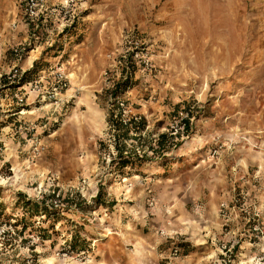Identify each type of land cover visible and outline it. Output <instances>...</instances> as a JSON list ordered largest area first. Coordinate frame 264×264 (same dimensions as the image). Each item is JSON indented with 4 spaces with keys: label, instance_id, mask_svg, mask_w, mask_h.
Instances as JSON below:
<instances>
[{
    "label": "rangeland",
    "instance_id": "374dc122",
    "mask_svg": "<svg viewBox=\"0 0 264 264\" xmlns=\"http://www.w3.org/2000/svg\"><path fill=\"white\" fill-rule=\"evenodd\" d=\"M43 3L31 21L21 0H0V264H264V0ZM127 52L135 71L116 101L125 117L142 116L151 138L192 119L165 166L123 178L110 163L105 92ZM57 68L66 87L34 99L25 84L43 77L50 92ZM18 193L85 204L42 244L10 226ZM75 226L87 251L69 255Z\"/></svg>",
    "mask_w": 264,
    "mask_h": 264
},
{
    "label": "trees",
    "instance_id": "16d2710c",
    "mask_svg": "<svg viewBox=\"0 0 264 264\" xmlns=\"http://www.w3.org/2000/svg\"><path fill=\"white\" fill-rule=\"evenodd\" d=\"M119 64L121 65V77L114 82L110 90L105 92L106 97L112 102L107 110L106 123L107 133L113 148V152L109 154L110 163L115 166L112 170L124 178L131 173L141 175L140 167L149 163L163 162L165 166L172 150L180 146L181 142H177L176 139L182 134L183 136L189 135L192 116L186 114L185 118H180L182 130L161 133L156 138H151L146 131V120L142 116L125 117L124 104H116L117 98L131 87L135 71L133 54L127 52L126 55L121 56ZM179 109L180 105H176L174 116L177 119ZM100 144L103 145L102 142ZM95 199L99 204L101 201L100 192ZM84 204L80 194L70 198L52 193L43 194L39 199H28L22 193H18L15 208L19 209L20 216H16L14 222H10V226L17 238L22 239L25 236L36 235L40 243L43 244L46 241H51V237L55 234V223L62 219L61 216L65 212L71 209H80ZM36 218H41L39 222L48 224V227L37 228L34 224ZM51 244L53 245L54 241ZM64 245L63 249L69 255H79L87 251V242L81 236V228L75 226L74 230L69 233V239H66Z\"/></svg>",
    "mask_w": 264,
    "mask_h": 264
},
{
    "label": "built area",
    "instance_id": "2783aa9c",
    "mask_svg": "<svg viewBox=\"0 0 264 264\" xmlns=\"http://www.w3.org/2000/svg\"><path fill=\"white\" fill-rule=\"evenodd\" d=\"M24 3V13L25 16L31 20L36 21L43 15H45V8L43 0H21ZM22 70L14 69L11 73L7 75L8 80L11 82L18 83L20 81V78L23 75ZM65 76L63 75V72L60 68H57L54 72V81L56 86H54L50 92H45V86L43 85V77L33 80L30 83H26V86H29V89L31 92H35L39 97H50L54 98L58 95L59 90H62L66 87V80ZM19 80V81H18ZM23 87V86H22ZM24 88V87H23ZM18 105H22L23 97L16 96Z\"/></svg>",
    "mask_w": 264,
    "mask_h": 264
},
{
    "label": "crops",
    "instance_id": "0c3cea01",
    "mask_svg": "<svg viewBox=\"0 0 264 264\" xmlns=\"http://www.w3.org/2000/svg\"><path fill=\"white\" fill-rule=\"evenodd\" d=\"M33 52H34V50H33ZM30 53V52H29ZM29 53H28V55H29ZM31 57V56H30ZM37 59V56H33V58L30 60L31 62H34L35 60ZM31 62H29V63H31ZM29 63H27V64H29ZM32 65V64H31ZM31 65H28V66H26V68L25 69H29L30 67H32ZM40 73H44V71H40ZM1 76V75H0ZM5 87H6V85H1L0 86V89H1V91H0V99H1V101H4V100H7V91L9 90V89H5ZM15 87H17V86H15ZM3 89H5V90H3ZM13 91H10L9 92V94L11 95L12 94V92H16L17 90H18V88H14V89H12ZM27 90H29L30 91V89L28 88ZM28 92V91H27ZM32 95H33V97H34V99H38L39 100V102L40 101H42V100H40L39 99V96L35 93V92H32ZM13 115V114H12Z\"/></svg>",
    "mask_w": 264,
    "mask_h": 264
}]
</instances>
